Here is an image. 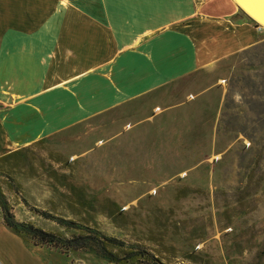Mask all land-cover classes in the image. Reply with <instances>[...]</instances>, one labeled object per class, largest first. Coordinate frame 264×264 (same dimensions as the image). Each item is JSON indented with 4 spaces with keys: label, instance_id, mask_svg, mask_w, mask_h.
Here are the masks:
<instances>
[{
    "label": "rangeland",
    "instance_id": "obj_1",
    "mask_svg": "<svg viewBox=\"0 0 264 264\" xmlns=\"http://www.w3.org/2000/svg\"><path fill=\"white\" fill-rule=\"evenodd\" d=\"M16 151L2 169L36 211L166 264H264V42ZM3 189L17 221L65 234ZM24 245L49 264H109Z\"/></svg>",
    "mask_w": 264,
    "mask_h": 264
},
{
    "label": "crops",
    "instance_id": "obj_2",
    "mask_svg": "<svg viewBox=\"0 0 264 264\" xmlns=\"http://www.w3.org/2000/svg\"><path fill=\"white\" fill-rule=\"evenodd\" d=\"M257 25L234 0H0V157L248 51ZM0 264L49 263L0 219Z\"/></svg>",
    "mask_w": 264,
    "mask_h": 264
},
{
    "label": "trees",
    "instance_id": "obj_3",
    "mask_svg": "<svg viewBox=\"0 0 264 264\" xmlns=\"http://www.w3.org/2000/svg\"><path fill=\"white\" fill-rule=\"evenodd\" d=\"M243 16L244 14L241 13ZM18 151L0 157V215L4 227L16 235L24 244L34 247L48 246L63 253H93L109 264H166L153 251L142 245H132L123 240L111 237L101 232L87 222L65 221L55 219L51 215L36 211L28 206L22 198L20 185L8 177L2 164L16 156ZM3 186L11 195L27 206L32 212L45 219H52L65 231V234L45 231L29 222L16 220L11 200L6 196Z\"/></svg>",
    "mask_w": 264,
    "mask_h": 264
},
{
    "label": "water",
    "instance_id": "obj_4",
    "mask_svg": "<svg viewBox=\"0 0 264 264\" xmlns=\"http://www.w3.org/2000/svg\"><path fill=\"white\" fill-rule=\"evenodd\" d=\"M235 1L237 3H239L240 5H242L241 3L243 2V0H242V2H240V0H235ZM244 1L246 2V0H244ZM249 2L252 5H254L255 14H248V12H246L244 9L240 8V6H238V9L242 10L252 20H254L257 24H259L258 21H261L262 19H264V0H250ZM251 7H253V6H251ZM262 23H264V22L262 21Z\"/></svg>",
    "mask_w": 264,
    "mask_h": 264
},
{
    "label": "bare ground",
    "instance_id": "obj_5",
    "mask_svg": "<svg viewBox=\"0 0 264 264\" xmlns=\"http://www.w3.org/2000/svg\"><path fill=\"white\" fill-rule=\"evenodd\" d=\"M234 1H235V0H234ZM249 1H250V0H249ZM249 1L246 0V2H245V1L243 0V2H242V0H240V2H242V3H241L242 5H240V4L237 3L236 1H235V3H236V5L238 4L237 7L240 6V8L244 9L246 12H248V14H255L254 5H252ZM250 4H251V5H250ZM251 6H253V7H251ZM262 21L264 22V19H262L261 21H258V23L261 24Z\"/></svg>",
    "mask_w": 264,
    "mask_h": 264
},
{
    "label": "built area",
    "instance_id": "obj_6",
    "mask_svg": "<svg viewBox=\"0 0 264 264\" xmlns=\"http://www.w3.org/2000/svg\"><path fill=\"white\" fill-rule=\"evenodd\" d=\"M257 26H259V25H257ZM259 28H261V27H259Z\"/></svg>",
    "mask_w": 264,
    "mask_h": 264
}]
</instances>
